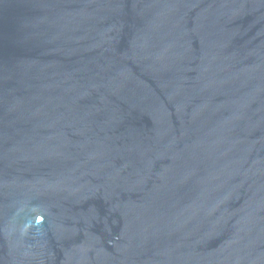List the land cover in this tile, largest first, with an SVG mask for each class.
Here are the masks:
<instances>
[{"label":"water","instance_id":"1","mask_svg":"<svg viewBox=\"0 0 264 264\" xmlns=\"http://www.w3.org/2000/svg\"><path fill=\"white\" fill-rule=\"evenodd\" d=\"M0 264H264V0H0Z\"/></svg>","mask_w":264,"mask_h":264}]
</instances>
